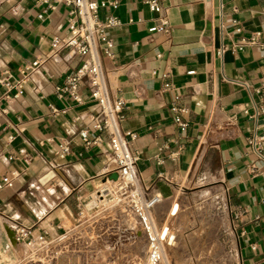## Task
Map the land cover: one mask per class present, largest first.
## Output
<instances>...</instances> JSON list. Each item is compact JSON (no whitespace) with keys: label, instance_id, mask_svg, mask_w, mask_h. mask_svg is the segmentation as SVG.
<instances>
[{"label":"crops","instance_id":"obj_1","mask_svg":"<svg viewBox=\"0 0 264 264\" xmlns=\"http://www.w3.org/2000/svg\"><path fill=\"white\" fill-rule=\"evenodd\" d=\"M95 1L118 3L100 9L101 18L120 20L109 32L112 55L103 53L102 62L111 96L124 100L122 130L137 136L130 148L140 158L141 185L149 196L161 195L160 204L200 189L217 193L234 264H264V162L249 144L254 134L264 138V48L242 44L258 32L264 42V0H157L160 12L150 0ZM70 11L0 0V75L47 60L21 98L0 105L7 110L0 116V180L20 174L0 191V264L11 261L9 247L15 250L5 232L10 222L54 239L113 175L109 136L93 128L97 108L87 81L79 89L82 104L55 93L82 61L70 47L56 53L51 46L68 36ZM162 17L170 31H151ZM175 105L187 111L186 131L174 121ZM83 129L101 141L86 148ZM62 143L71 148L65 159L58 156Z\"/></svg>","mask_w":264,"mask_h":264},{"label":"built area","instance_id":"obj_2","mask_svg":"<svg viewBox=\"0 0 264 264\" xmlns=\"http://www.w3.org/2000/svg\"><path fill=\"white\" fill-rule=\"evenodd\" d=\"M48 9L55 10L57 5L63 4L71 8L68 19L67 37H55L52 40V49L57 53L61 49L70 47L82 58L79 67L65 78L64 84L56 87V96L60 99L69 97L76 104H82L79 94L80 85L87 81L92 101L97 108V114L93 117L94 130L107 134L110 139L111 149L115 159V166L108 171V175L117 174V180H111L106 176L105 187H101L96 196L99 200L106 199L111 192L116 195L117 204L127 208L137 219L143 234L148 241V256L145 264H161L164 252V244L157 232L153 222L152 213L157 205L162 202L161 195L149 196V190L140 183L137 163L138 153H134L130 148V143L136 139V133L124 132L122 123L125 120L124 100L121 97H112L108 89L106 74L102 62V54L112 55L114 41L109 32L120 25V20L114 14H108L105 18L100 17V9L107 6L116 9L118 3L98 2L95 0H37ZM149 8L153 12H160L161 8L157 0L147 1ZM41 17V16H40ZM151 31H163L168 33L170 25L167 18H160V25ZM241 28H237V34L241 33ZM262 33L258 32L249 38L242 37L244 45H260ZM242 46V47H243ZM239 47V49H242ZM225 47H222L220 54H223ZM46 59H36L26 65L17 74L5 71L0 75V105L4 101L21 98L29 81L33 75L39 72L46 63ZM171 88L170 83L164 85L165 90ZM175 113L174 121L182 131H186L188 123L182 118L187 111L177 105L172 107ZM6 109L0 108V116L5 115ZM80 138L86 148L101 141L100 137L91 140L88 129L80 131ZM263 137L252 135L249 144L255 156L264 162ZM71 153L68 143L59 145L58 156L65 159ZM11 161L14 157L9 158ZM20 174L18 171H11L0 180V191L12 188ZM112 188H110V186ZM113 198V196H112ZM97 201L99 202V200ZM8 228L13 232L17 245H25L27 250L26 259L14 264H54V261L61 255H67V231L54 239L48 237L47 232L33 235V228L18 223H9Z\"/></svg>","mask_w":264,"mask_h":264},{"label":"rangeland","instance_id":"obj_3","mask_svg":"<svg viewBox=\"0 0 264 264\" xmlns=\"http://www.w3.org/2000/svg\"><path fill=\"white\" fill-rule=\"evenodd\" d=\"M97 199L92 193L67 222V255L54 264H145L149 245L137 219L117 204L113 192L106 205ZM152 217L164 244L161 264H234L224 201L217 193L179 195L157 205ZM8 249V264L26 259L25 245Z\"/></svg>","mask_w":264,"mask_h":264},{"label":"bare ground","instance_id":"obj_4","mask_svg":"<svg viewBox=\"0 0 264 264\" xmlns=\"http://www.w3.org/2000/svg\"><path fill=\"white\" fill-rule=\"evenodd\" d=\"M107 184H111V183H109V182L106 183V184L104 183L102 186L105 187ZM102 186H101V187H102ZM101 187H100V188H101ZM100 188H99V189H100ZM104 197L107 198V195L104 194ZM99 202H100L102 205H106V199L99 200ZM9 229H10V228H9ZM5 232H6V234H7V237H8V241H9V243L13 245V246H12L13 248H17L18 245H17V243H16V240H15V238H14V234L12 233V231H11V230H7V231L5 230ZM160 237H161V236H160ZM161 239H162V237H161ZM166 257H167V256H164V259H167Z\"/></svg>","mask_w":264,"mask_h":264},{"label":"water","instance_id":"obj_5","mask_svg":"<svg viewBox=\"0 0 264 264\" xmlns=\"http://www.w3.org/2000/svg\"><path fill=\"white\" fill-rule=\"evenodd\" d=\"M111 180H117L118 179V175L115 173L110 177ZM10 230L8 227H6V231ZM13 233V232H12Z\"/></svg>","mask_w":264,"mask_h":264}]
</instances>
